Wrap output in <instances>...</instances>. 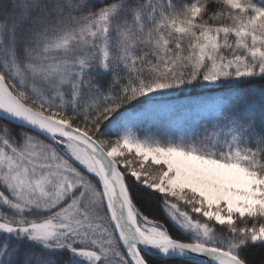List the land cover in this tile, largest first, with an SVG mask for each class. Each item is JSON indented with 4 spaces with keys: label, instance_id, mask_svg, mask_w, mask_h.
I'll return each instance as SVG.
<instances>
[{
    "label": "snow or ice",
    "instance_id": "6c2138e0",
    "mask_svg": "<svg viewBox=\"0 0 264 264\" xmlns=\"http://www.w3.org/2000/svg\"><path fill=\"white\" fill-rule=\"evenodd\" d=\"M0 264H264V0H0Z\"/></svg>",
    "mask_w": 264,
    "mask_h": 264
},
{
    "label": "trees",
    "instance_id": "16d2710c",
    "mask_svg": "<svg viewBox=\"0 0 264 264\" xmlns=\"http://www.w3.org/2000/svg\"><path fill=\"white\" fill-rule=\"evenodd\" d=\"M203 94V90H195V91H189V93H181L178 94L172 98H196L198 95ZM137 203L142 208V210L148 214L149 216H154L158 219H163V214L161 212L160 206H159V198L158 197H152L148 195L147 193L141 192L137 196ZM246 255H248L250 260L253 261H259L261 258V250L259 249H250Z\"/></svg>",
    "mask_w": 264,
    "mask_h": 264
},
{
    "label": "rangeland",
    "instance_id": "374dc122",
    "mask_svg": "<svg viewBox=\"0 0 264 264\" xmlns=\"http://www.w3.org/2000/svg\"><path fill=\"white\" fill-rule=\"evenodd\" d=\"M196 98H180V99H177V98H171L168 103H171L173 105H176V106H181V105H187L189 104L190 102H194Z\"/></svg>",
    "mask_w": 264,
    "mask_h": 264
}]
</instances>
